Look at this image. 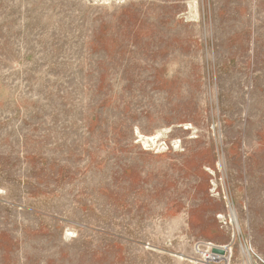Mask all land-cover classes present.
Instances as JSON below:
<instances>
[{
	"label": "rangeland",
	"instance_id": "1",
	"mask_svg": "<svg viewBox=\"0 0 264 264\" xmlns=\"http://www.w3.org/2000/svg\"><path fill=\"white\" fill-rule=\"evenodd\" d=\"M256 257L264 0H0V264Z\"/></svg>",
	"mask_w": 264,
	"mask_h": 264
},
{
	"label": "built area",
	"instance_id": "2",
	"mask_svg": "<svg viewBox=\"0 0 264 264\" xmlns=\"http://www.w3.org/2000/svg\"><path fill=\"white\" fill-rule=\"evenodd\" d=\"M214 248L222 249V250H223V253H222V254L214 253V252H213V249H214ZM209 249H211L212 252H213L214 254H217V255H219V256H220V255L223 256V254H225V253H228V254H229V252H230V250H231V248L229 247V245L216 246V245H213V244H211V243H209ZM246 251H247V255L251 258L252 253L249 251V249H247ZM217 255H216V256H217ZM219 256H218V258H219ZM256 259H257V261H258V264H264V261H263L260 257H256Z\"/></svg>",
	"mask_w": 264,
	"mask_h": 264
},
{
	"label": "water",
	"instance_id": "3",
	"mask_svg": "<svg viewBox=\"0 0 264 264\" xmlns=\"http://www.w3.org/2000/svg\"><path fill=\"white\" fill-rule=\"evenodd\" d=\"M213 252H214V253L222 254V253H223V250H222V249H218V248H214V249H213Z\"/></svg>",
	"mask_w": 264,
	"mask_h": 264
},
{
	"label": "bare ground",
	"instance_id": "4",
	"mask_svg": "<svg viewBox=\"0 0 264 264\" xmlns=\"http://www.w3.org/2000/svg\"><path fill=\"white\" fill-rule=\"evenodd\" d=\"M233 216H234V214H233Z\"/></svg>",
	"mask_w": 264,
	"mask_h": 264
}]
</instances>
